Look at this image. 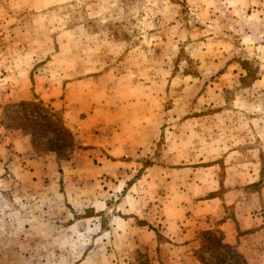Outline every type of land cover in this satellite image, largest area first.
<instances>
[{"label":"rangeland","instance_id":"rangeland-1","mask_svg":"<svg viewBox=\"0 0 264 264\" xmlns=\"http://www.w3.org/2000/svg\"><path fill=\"white\" fill-rule=\"evenodd\" d=\"M235 2L0 0V264H264L204 226L181 249L168 223L225 193V151L264 145V14ZM35 99L66 159L5 128Z\"/></svg>","mask_w":264,"mask_h":264},{"label":"crops","instance_id":"crops-1","mask_svg":"<svg viewBox=\"0 0 264 264\" xmlns=\"http://www.w3.org/2000/svg\"><path fill=\"white\" fill-rule=\"evenodd\" d=\"M235 3L238 5L237 7L240 5L242 8L259 6L256 15L264 14V0H237ZM19 138L26 143L27 138ZM16 139L15 143L19 141L18 138ZM255 148L257 149L244 150L239 148L224 152L225 156L224 154L222 156L223 165L228 166L226 169L228 174L222 185L226 191L224 190L223 195L217 194L220 187L208 191L207 200L199 207L201 209L200 214L191 208L190 212L186 211L184 216L168 218L170 225H176L179 221L182 223L183 220L186 222V228L179 229L174 235L179 238V244L183 245L181 249L195 248V233L203 226L205 230L216 229L221 236L222 243L235 247L237 252L246 257L247 261H250L249 251L264 249V246H256V244L249 246V243L256 237L264 236V228L259 226L263 224L262 221L264 220V188L260 191L248 192L243 189L258 183L261 179L258 155L260 153L264 158V145L260 148L255 146ZM129 152L128 150L118 155L120 157L129 156ZM232 171L237 173L236 177L234 176L235 173L232 175L233 178L230 176ZM227 206H233L234 213L231 218H227L225 214V207ZM262 244L264 245V241Z\"/></svg>","mask_w":264,"mask_h":264},{"label":"trees","instance_id":"trees-1","mask_svg":"<svg viewBox=\"0 0 264 264\" xmlns=\"http://www.w3.org/2000/svg\"><path fill=\"white\" fill-rule=\"evenodd\" d=\"M17 107L26 114L22 118L17 115L14 118L9 116V122L4 124L5 128L25 131L30 136L34 149L54 153L59 159H66L71 154L75 148V141L58 113L37 99L20 102ZM11 112L13 113V110ZM17 122L20 123L18 126ZM218 239L217 243L221 248L231 249L222 243V239ZM236 255L240 258L237 253ZM242 263L245 264L244 261Z\"/></svg>","mask_w":264,"mask_h":264}]
</instances>
